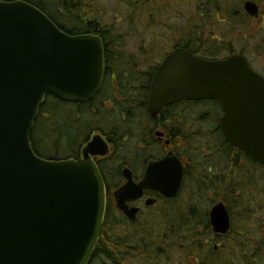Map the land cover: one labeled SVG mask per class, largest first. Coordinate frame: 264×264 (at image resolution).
Here are the masks:
<instances>
[{"label": "water", "instance_id": "water-1", "mask_svg": "<svg viewBox=\"0 0 264 264\" xmlns=\"http://www.w3.org/2000/svg\"><path fill=\"white\" fill-rule=\"evenodd\" d=\"M245 9L252 17L259 13L253 2ZM104 60L100 36L69 35L32 4L0 1V264L90 263L106 212L100 171L88 158H40L31 135L48 96L81 104L98 94ZM199 100L219 103L227 141L264 166V78L246 59L210 62L177 49L154 78L151 109ZM154 189L172 198L180 183ZM143 191L115 193L130 219L139 210L129 211L126 201L141 198ZM210 222L215 234L229 233L223 203L212 209Z\"/></svg>", "mask_w": 264, "mask_h": 264}, {"label": "flooded vegetation", "instance_id": "flooded-vegetation-1", "mask_svg": "<svg viewBox=\"0 0 264 264\" xmlns=\"http://www.w3.org/2000/svg\"><path fill=\"white\" fill-rule=\"evenodd\" d=\"M205 1L200 7L201 19L209 17L214 6L217 21L225 23L220 16V0ZM247 1L259 5L258 0H246L243 6ZM133 3L145 8L157 4V0ZM228 14V22L235 28L240 13L230 10ZM244 17L252 22L258 20L245 13ZM82 22L91 23L85 19ZM99 27L98 32L88 29L81 32L98 34L103 42L104 80L100 92L85 104L61 101L58 122L59 160L91 159L106 188L107 210L90 264H176L175 239L161 235L159 218L153 211L159 206L162 209L176 206L182 196H188L187 191L195 188L208 191L217 188L219 198L211 201L212 207L223 202L233 221L226 190L238 184L239 174H250L255 163L226 141L220 126L223 113L216 102L182 101L151 109L152 84L161 65L177 49L208 61L244 54L221 50L214 39L208 42L186 37L103 36L102 26ZM252 68L264 77V73ZM194 108L206 110L194 114ZM148 179L153 184H146ZM179 183L180 192L172 198L154 189H172ZM139 187L144 188L142 197L125 204L129 211L139 210L134 219H129L119 212L115 193ZM188 198L184 204L191 207L192 199ZM150 204L153 205L147 206ZM210 210L204 211L208 223ZM163 215L169 217L167 212ZM209 228L214 235L210 223ZM218 239L217 245L222 247L225 237ZM204 242L210 247L205 235Z\"/></svg>", "mask_w": 264, "mask_h": 264}, {"label": "rangeland", "instance_id": "rangeland-1", "mask_svg": "<svg viewBox=\"0 0 264 264\" xmlns=\"http://www.w3.org/2000/svg\"><path fill=\"white\" fill-rule=\"evenodd\" d=\"M91 1L89 0V3L86 1V3L90 5ZM245 1L220 0V16L225 19V23L217 21L214 6L211 9L210 16L207 17L205 15L204 19H201L200 7L206 4L205 0H157L155 5H149L145 8L139 7L137 9L138 14L134 12L133 9L136 8H133L131 0H95L92 7L95 12V18L100 20L107 28L114 30L116 36L186 37L192 41H197L200 38V40L204 39L208 42L214 39L215 42H218L221 50H234L235 53L242 52L255 69L264 73V23L262 22L264 19V0H258L262 13L261 18L254 22L244 17L241 11ZM142 10L144 11L142 12ZM230 10L239 12L241 16L235 28L232 23L228 22ZM58 21L66 28L77 30V24L73 25L68 20L64 21L61 18ZM190 22L192 24L191 27ZM156 25L162 29L160 31L156 30ZM227 55H224V57ZM52 110L51 105L46 106L43 115L47 117ZM204 110L206 109L194 108V114H199L200 111ZM41 132L42 130H38L35 138L39 151L47 157L54 156L57 158L60 156L58 149L53 146L52 148L50 143L47 146L43 145V147L39 145L38 142L46 139L45 134L42 135ZM252 171V175L246 173L237 176L239 190L236 200L231 201V206L233 231L239 233L245 229L249 235L250 243L255 245L259 235L258 229L264 225V168L255 166ZM195 189L187 191L186 194L188 196H182L176 206H169L167 209H162L159 206L153 211L159 218L158 225L161 235L172 236V239H175L177 234L183 232L184 228L180 227L173 231L169 229V225L182 221L177 219V215L180 212L177 206L183 205L186 197H190L188 199L192 200L196 197L197 204L202 211H209L212 207L211 201L219 198L218 192L220 189L215 188L213 191H207L208 189L203 188L206 189L205 193H201L200 189H196L197 191ZM229 191L232 192V189L229 188ZM164 209L169 214V217L163 215L165 213ZM181 235L177 238L179 239L177 244L180 246L186 244L181 239ZM177 250L180 252L178 248ZM178 251H176L177 259L180 257Z\"/></svg>", "mask_w": 264, "mask_h": 264}, {"label": "trees", "instance_id": "trees-1", "mask_svg": "<svg viewBox=\"0 0 264 264\" xmlns=\"http://www.w3.org/2000/svg\"><path fill=\"white\" fill-rule=\"evenodd\" d=\"M2 1H13V0H2ZM30 2L40 8L43 12L48 14L50 18L64 31L70 32L65 29L60 22V18L63 20H68L71 24H77V28L88 29V31L98 32L100 30L99 26H102L103 36H116V32L104 26L100 20L95 18V12L92 5L95 0H92L90 5L89 0H23ZM86 1L88 3H86ZM83 3L86 4L84 11H82ZM134 12H137L139 8L138 5H133ZM138 14V12H137ZM82 19L91 21V23L83 24ZM70 33H73L71 31ZM51 105L53 108L52 112L48 116L43 115V111L46 106ZM61 112V102L57 99L50 97L47 100L40 116L35 124L33 134H32V146L37 155L45 157L38 148V144L35 140L37 131L42 130L41 134L46 136L45 141L38 142L39 145L43 147L50 143L51 147H56L58 149V122ZM225 145L227 146L226 142ZM49 146V147H50ZM52 147V148H53ZM228 147V146H227ZM51 152V151H50ZM50 157V156H48ZM57 159L54 156L50 157ZM250 174L252 172H249ZM232 189V192L229 191ZM226 190V200L230 203L232 200H236L238 194V185L229 187ZM194 190V189H193ZM196 190V189H195ZM197 191V190H196ZM206 189H200L201 193H205ZM208 191V190H207ZM199 193V192H196ZM197 198H193L192 203L185 205L183 203L182 209L177 215V219L182 221H177L169 225V229L176 231L178 228H184L182 233L177 234L175 238L176 247L177 238L180 237L185 241L186 248L180 250V257L177 259L176 264H264V225L259 228V235L256 239L255 245L250 243L249 235L246 230H242L237 233L233 231L227 238H225L224 245L215 250L213 247H206L204 242V235L209 237L211 235L208 215L202 211L197 204ZM191 209V211H190ZM112 212V211H111ZM175 212V211H174ZM197 212V214H196ZM174 227V228H173ZM219 240V239H218ZM178 251V250H177Z\"/></svg>", "mask_w": 264, "mask_h": 264}]
</instances>
